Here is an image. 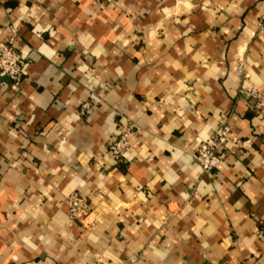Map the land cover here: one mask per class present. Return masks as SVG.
<instances>
[{"label": "crops", "instance_id": "1", "mask_svg": "<svg viewBox=\"0 0 264 264\" xmlns=\"http://www.w3.org/2000/svg\"><path fill=\"white\" fill-rule=\"evenodd\" d=\"M2 41L0 264H264V112L236 98L264 91V0H0Z\"/></svg>", "mask_w": 264, "mask_h": 264}, {"label": "built area", "instance_id": "2", "mask_svg": "<svg viewBox=\"0 0 264 264\" xmlns=\"http://www.w3.org/2000/svg\"><path fill=\"white\" fill-rule=\"evenodd\" d=\"M12 30L15 29L12 27ZM23 60L11 42H0V78L7 77L13 82H19L23 75ZM240 73V67L237 69ZM236 98L247 110L256 115L264 112V91L253 87L238 85ZM88 108V103H83L81 109ZM132 130L130 123H121L117 134L107 145L110 154L118 160L126 159L129 148V134ZM229 126L220 123L214 127L211 135L200 142L192 151V158L197 162L201 172H210L225 156V145L228 140ZM68 219L73 220L85 207V198L77 192H70L64 198ZM128 264H135V259H128Z\"/></svg>", "mask_w": 264, "mask_h": 264}]
</instances>
